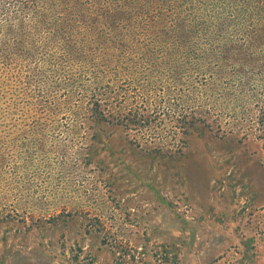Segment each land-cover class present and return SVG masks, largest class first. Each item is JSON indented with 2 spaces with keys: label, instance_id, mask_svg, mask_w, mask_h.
Masks as SVG:
<instances>
[{
  "label": "rangeland",
  "instance_id": "rangeland-1",
  "mask_svg": "<svg viewBox=\"0 0 264 264\" xmlns=\"http://www.w3.org/2000/svg\"><path fill=\"white\" fill-rule=\"evenodd\" d=\"M32 1L0 0V264H264V98L229 107L256 84L264 0ZM62 20L105 39L94 67ZM153 111L157 137L124 128Z\"/></svg>",
  "mask_w": 264,
  "mask_h": 264
},
{
  "label": "trees",
  "instance_id": "trees-1",
  "mask_svg": "<svg viewBox=\"0 0 264 264\" xmlns=\"http://www.w3.org/2000/svg\"><path fill=\"white\" fill-rule=\"evenodd\" d=\"M32 2L34 3V5H32L33 9H34V7L38 8V6L40 4H42V6L44 4V3H42V0H33ZM69 3H71L73 6H77V7L81 6L82 7L81 2L79 0H70ZM26 10H28L27 4H25L22 7V11L23 12H25ZM32 13H34V12H32ZM32 13L28 14L27 12H25L26 16L31 18V20H32V21H30L31 25H34V15ZM68 14H72V11L67 12L65 15H68ZM19 21H20V19H19ZM53 21H56V20H53ZM60 23H61V28H60L61 31L56 30L55 34H58V35H56L55 37H57V36L58 37H62L68 43L76 45V47L74 46V48H75V56H76V58L74 60L77 61V65L79 66V68H80L81 62H86V63L90 62V64L93 65V67H94V59H93L94 53L98 52L100 50L99 48L102 46V44L105 41V39H102L101 36L97 35L94 32H92L93 34H90V35L88 34L87 36L84 37L83 36L84 34L81 32L82 29L79 26H77L76 24H74L76 22H71L70 20H62V21H60ZM19 26L20 25H17V27H19ZM22 28H24V26H22L20 28V30ZM51 28H52V25H51ZM79 35L81 36V38L78 37ZM91 35H95L97 40H93ZM77 38H79V43H78ZM115 38H117V37H115ZM172 40L173 39H171V40L170 39H165L166 42H172ZM160 43L163 44L164 40L162 42H160ZM98 46H100V47H98ZM90 57L92 59H90ZM161 57H162L163 60H165L167 62H170V60L165 59L162 55H161ZM165 57H167V56H165ZM263 57H264V54H263ZM263 57L260 58L258 65H255V66L252 65V70L257 67V70H255V71L251 70L257 79H252V78H254L253 76L250 79H248L249 81L256 82V84L252 85L253 83L249 84V83L243 82L242 83L243 85L241 86L240 92L237 93V95L240 96V97L232 98V100L230 99L229 107L233 108L234 110H239L240 113L242 111V108H244L245 105L249 106V104H252L253 102L256 105H258V103H260L261 100L264 98V94H261L262 92H264V59H263ZM172 59L173 58H171V60ZM185 63H189V60L187 58L185 60ZM141 73H142L141 76H144L143 77L144 78L143 90L147 89V88H150L151 85L153 86V85L160 84L162 81L165 80L164 75L162 73V67H157L155 69L154 78H153V75H152L151 71L150 72L141 71ZM154 79H156V81ZM33 80H34V78H33ZM23 84L24 83L20 84L19 86L20 87L23 86L25 88V86ZM47 94H49V93L41 94L40 92H38L37 95L35 93L34 96L36 98L37 104L40 105L41 103L49 101V99L47 98ZM142 96H143V94H142ZM244 96H247V97H244ZM194 104H195V98H187L185 100H182L181 107H188L189 109H194ZM93 105H95L94 117L97 116L99 118L100 112L98 110V105L94 102V100H93ZM175 106H179V102L178 101L171 103L169 105V108L166 109L165 111L171 110ZM182 110H183V114H185L186 113L185 109L182 108ZM160 113H163V111H159V112L153 111L152 113H150L152 118H150V116H145L144 119L141 116L136 118L135 115L134 116H129V115L128 116H124L122 118H124V120L126 121L125 123H127L124 128L129 127L133 131H136V132L141 131V129L146 130V128H151V130L149 132V135L157 137V135H155L154 132L158 133V127L160 128L164 124V123H157L155 121L156 119L159 120V117L162 115ZM235 116H237V115H235ZM66 117H64V118H66ZM190 120L191 121H189L188 123H175V124L178 125L176 129L183 130L184 136L190 135V133H191L190 131H192L198 125V123H195L194 120H192V119H190ZM22 123H25V122H22ZM33 123H36V122H33ZM33 123H31V125L34 127ZM58 123H62V124L61 125H57L56 127L61 126L63 128V127H67L68 126V123L65 122V121H60ZM208 126L209 125H207V127ZM10 138H11V135H9V139ZM15 139H16V141L18 142V144L21 147L22 144H23L21 142V140H18L17 138H15ZM175 144L176 145H178V144L182 145L183 143L180 142V141H175ZM16 146L19 149L18 145H16ZM159 146L160 145L158 144V147ZM3 151L4 150H2L1 153H3ZM16 152H18V151H16ZM159 152L160 151L154 150V149H151V150L147 151L148 154H156V155L162 154V152H160V153Z\"/></svg>",
  "mask_w": 264,
  "mask_h": 264
},
{
  "label": "bare ground",
  "instance_id": "bare-ground-1",
  "mask_svg": "<svg viewBox=\"0 0 264 264\" xmlns=\"http://www.w3.org/2000/svg\"><path fill=\"white\" fill-rule=\"evenodd\" d=\"M249 81V80H248Z\"/></svg>",
  "mask_w": 264,
  "mask_h": 264
}]
</instances>
